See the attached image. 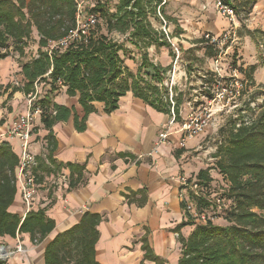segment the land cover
Returning a JSON list of instances; mask_svg holds the SVG:
<instances>
[{
    "label": "trees",
    "instance_id": "1",
    "mask_svg": "<svg viewBox=\"0 0 264 264\" xmlns=\"http://www.w3.org/2000/svg\"><path fill=\"white\" fill-rule=\"evenodd\" d=\"M222 1L234 14L239 12L237 0ZM165 6L161 5V0H118L115 11L110 12L105 3L96 2L88 10L97 17L95 25L88 29L86 36L78 34L69 39L77 30L74 0H0V61L10 57L12 52L22 57L33 30L38 37L37 56L19 66L20 88H12L6 100L17 92L27 96L33 91L35 82L50 85L49 91L32 106L33 111H40L39 121L47 132L45 155L35 158L33 173L37 185L46 177L59 174L62 168L69 170L68 190L86 183L84 166L61 164L54 159L57 146L52 131L54 125L72 119L74 129L84 132L88 116L98 112L97 104L102 105V112L109 115L118 109L120 98L128 92L156 112L170 116L169 93L163 85L167 69L154 64L147 54L150 47L170 49L163 32L153 29L149 22L150 18L157 19V12L164 16L165 22L175 25L170 39L183 34L165 15ZM113 34L123 40L113 38ZM63 41L67 42L66 46L59 45ZM50 43L57 45L50 48ZM126 44L139 57L136 73L125 64L126 59H133L126 58L131 54ZM193 44L201 46L196 49H203L206 58L216 56V47L203 37ZM255 70L256 67L252 66L245 74L251 78ZM58 81L69 98L77 99L82 117L73 108L54 103ZM9 87L0 86V90L7 93ZM172 102L179 121L180 95H174ZM228 124L225 138L218 140L211 155L213 168L201 169L187 181L197 186L196 193L188 192V200L196 210L211 213L216 219L224 217L227 225L220 226L211 221L195 223L185 213L184 202H180L186 221L175 231L187 226L193 230L187 238H177L181 249L177 264H264V108L250 123L238 117L237 120L230 119ZM182 152V149L176 151V156ZM18 163L10 145L0 143V238L15 239L17 235L25 234L32 246H38L54 231L55 223L46 216V208L31 210L24 218L9 212L17 193ZM211 169H215L226 184L218 196H213L211 190ZM137 195L138 201L134 200ZM126 199L138 207L146 203V195L141 192L130 193ZM217 200L226 208L217 211ZM101 221V216L84 213L78 224L56 234L46 244L43 263L99 264L95 246ZM141 243L143 261L158 264L146 240L142 239Z\"/></svg>",
    "mask_w": 264,
    "mask_h": 264
},
{
    "label": "crops",
    "instance_id": "2",
    "mask_svg": "<svg viewBox=\"0 0 264 264\" xmlns=\"http://www.w3.org/2000/svg\"><path fill=\"white\" fill-rule=\"evenodd\" d=\"M164 12L182 30L183 34L173 37L181 39L182 43L192 41L193 44L204 34L219 37L225 31V22L214 13L213 0H166ZM174 28L172 24V30ZM164 49L168 50L160 48ZM22 98L26 101V96L17 92L7 100V110L0 109V120L4 119L0 122V136L5 135L14 118L25 113V104L19 108ZM53 101L73 108L82 117L77 99L69 98L65 90L55 93ZM96 108L98 112L88 116L84 132L74 129L72 119L52 128L57 145L54 159L61 164L84 166L86 183L68 190L69 170L62 168L59 174L50 175L37 185L32 210L46 208V216L55 223V229L38 246H32L25 234L15 239L0 238V245L11 251L6 264H22L24 258L27 264H44L46 244L56 234L78 224L84 213L102 217L95 246L99 264H157L143 261L142 239L146 240L158 264L178 263L181 249L177 238H187L193 230L187 226L175 231L186 221L178 198L179 182L201 170H192L183 164L187 149L192 148L197 138L181 147L175 126L167 139L160 142L158 136L169 122V116L156 112L130 92L120 98L118 109L109 115L102 112V105L97 104ZM46 135L36 116L29 146L35 158L45 155ZM2 142L10 145L19 160L18 141L0 137ZM181 149L183 152L176 156V151ZM138 192L146 195L142 207L126 199L130 193ZM138 199L139 196H135L134 200ZM9 212L20 218L26 215L18 188Z\"/></svg>",
    "mask_w": 264,
    "mask_h": 264
},
{
    "label": "rangeland",
    "instance_id": "3",
    "mask_svg": "<svg viewBox=\"0 0 264 264\" xmlns=\"http://www.w3.org/2000/svg\"><path fill=\"white\" fill-rule=\"evenodd\" d=\"M82 1L86 8L102 1L110 12H114L118 4V0ZM249 1H236V4L239 5V12L235 13L233 23L214 9L215 15L225 22V29L231 27L235 34L234 39L223 47L214 50L216 56L206 58L203 49H196L201 48V46H195L191 43L192 41L182 43L181 39L174 38L167 41L170 42V49L168 50L161 51L160 48L154 47L147 50L148 57L152 62L167 69L163 85L168 89L169 95H180L178 111L181 112V116L179 121L191 113H198L203 108H208L207 103L211 100V96L215 97L217 90L220 91L219 88L226 87L227 84L223 79L230 80L233 78V71L236 72L238 80L244 81V86L239 89V94L235 93V88L230 89L231 96L230 98L228 96V102L227 100L220 103L216 101L212 104L211 108H213L214 113L211 118V126L196 139L192 148L187 149L183 157V164L190 166L192 170L213 168L214 161L211 159V155L215 152L218 140L225 138L230 119L237 120L238 117H241L242 121L250 123L264 108V0H256L252 4ZM160 16L164 18V16ZM156 17V20L150 18L149 22L153 29L162 32L164 24L158 16V12ZM167 29L171 34L173 33L172 24L170 25L168 22ZM112 37L120 41L123 40V37L117 34H113ZM188 38L190 39V37ZM37 42L38 37L33 30L31 38L27 40L22 57L12 52L10 57L0 62V86L2 88L10 86L7 93L3 89L0 90V109L7 110V100H4V97L7 98L12 88H19L15 85L22 80L19 66L37 56ZM126 46L131 50L130 57L126 58H133V61L125 60V64L132 72L136 73L139 57L130 45L126 44ZM174 49L179 52L178 58L174 54ZM188 50L193 51L187 52ZM216 61L218 67L215 65ZM252 66H255L256 70L249 78L245 73ZM227 82L229 83V81ZM230 92L227 91V93ZM24 104L25 100L22 98L19 102V108ZM0 122H4V119H1ZM32 125L35 126V119L32 121ZM210 174L213 178L211 185L213 196L221 195L226 187L225 182L222 181L215 169H211ZM186 189L191 190L189 186ZM215 217L213 216V223L220 226L227 225L223 220L224 217H217V219ZM0 247L2 246L0 245ZM25 259L21 260L22 264H27L28 261ZM2 262L6 264L7 261L3 260Z\"/></svg>",
    "mask_w": 264,
    "mask_h": 264
},
{
    "label": "built area",
    "instance_id": "4",
    "mask_svg": "<svg viewBox=\"0 0 264 264\" xmlns=\"http://www.w3.org/2000/svg\"><path fill=\"white\" fill-rule=\"evenodd\" d=\"M76 2V26L77 30L72 34L69 38H76L78 34L82 36H86L88 29L95 25L96 23V15L91 14L88 12L89 8H92L94 5L89 6L88 8L84 7L82 0H74ZM166 0H161V5H165ZM213 7L217 11L218 14L228 19L229 22L234 21V12L231 8L225 6L222 0H213ZM158 16L161 18L164 26L162 27V32L165 35L167 41H170L169 29L166 30L167 24L164 19L160 16L158 12ZM235 38L233 28L229 27V29H225V31L219 37H215L210 34H204L203 39L210 45L219 49L223 47V45L227 44L230 40ZM170 43V42H169ZM57 44L50 43V48L55 47ZM60 46H66L67 42L63 41L59 44ZM173 45V44H172ZM174 54L176 57H179L178 50L174 49ZM216 67H218V62H215ZM232 72V71H231ZM233 78L230 80L223 79L225 81L226 87L219 88L215 97L211 96V100L207 103L208 108H203L202 111L198 113H191L187 115L185 118H182L181 121L176 120V115L174 112V103L172 102L173 94L169 95V101L171 102V111L169 116V122L164 128V131L159 134L158 139L160 142H163L167 139L168 133L176 126L178 127L179 133V140L180 146L184 147L185 143L188 141L194 140L202 136L205 131L211 126V118L213 116V108H211L212 104L218 101L219 103L222 101L224 102L231 96L230 89L235 88V93L239 94V89H242L244 86V81H240L237 78L236 72H232ZM229 81V83L227 82ZM19 86V83L15 84ZM50 85L45 83H34L33 91L26 96V107L25 113L23 115H19L18 117L14 118L12 121L8 131L5 133L4 136L0 137H7L11 140H17L19 143V163L16 169V183L17 188L19 190L22 203L25 207V213L27 214L29 211L33 209V201L36 196L37 191V184L35 181V176L33 173V169L36 166L35 157L30 152V139H31V130H32V121L36 118V116L40 115V111L32 110L33 104L36 100L42 98L46 91H49ZM65 90L62 86L61 82H57V90L55 93ZM230 92V93H227ZM230 94V95H228ZM229 96V98H228ZM181 116V112L178 111V117ZM158 148V146L156 147ZM156 151V150H155ZM154 151V152H155ZM188 179L181 178L180 179V190H179V201L184 202L185 205V213H187L195 223L198 224H205L206 222H213L214 218L211 213L203 212L199 213L195 206L189 202L188 200V192H197V186L193 182L189 184ZM189 186L191 190L186 189ZM217 211H221L226 206L216 201ZM21 251V250H18ZM10 255L8 251L2 246L0 247V262L6 260L7 257Z\"/></svg>",
    "mask_w": 264,
    "mask_h": 264
}]
</instances>
